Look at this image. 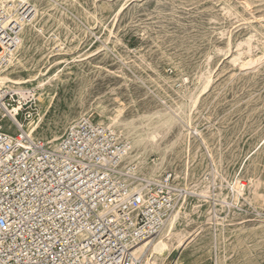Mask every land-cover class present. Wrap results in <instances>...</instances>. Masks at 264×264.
<instances>
[{
  "label": "rangeland",
  "instance_id": "1",
  "mask_svg": "<svg viewBox=\"0 0 264 264\" xmlns=\"http://www.w3.org/2000/svg\"><path fill=\"white\" fill-rule=\"evenodd\" d=\"M28 1L36 14L8 71L61 70L28 118L44 111L35 137L55 144L80 117L118 116L112 127L128 139L153 112L174 115L163 145L180 140L156 169L147 151L142 171H170L191 203L199 196L188 191L207 196L188 205L187 235L156 264H264V0Z\"/></svg>",
  "mask_w": 264,
  "mask_h": 264
},
{
  "label": "built area",
  "instance_id": "2",
  "mask_svg": "<svg viewBox=\"0 0 264 264\" xmlns=\"http://www.w3.org/2000/svg\"><path fill=\"white\" fill-rule=\"evenodd\" d=\"M35 14L28 0L0 4V72ZM34 102L0 83V264H140L134 246L161 230L181 192L172 173L141 177L128 140L90 116L55 144L19 132Z\"/></svg>",
  "mask_w": 264,
  "mask_h": 264
},
{
  "label": "bare ground",
  "instance_id": "3",
  "mask_svg": "<svg viewBox=\"0 0 264 264\" xmlns=\"http://www.w3.org/2000/svg\"><path fill=\"white\" fill-rule=\"evenodd\" d=\"M6 1H9V0H0V4L3 5V4H5ZM32 16H34V15H31V17ZM25 30H26V27L23 25L21 32H20V35H19L17 45L14 48L9 49V63L10 64L12 63V66H14L15 64L21 63V49L24 48L26 45L25 44V37H24V35L26 33ZM249 61H251V59L247 60L244 63V65L248 64ZM8 67L6 69H4L2 72H0V83L5 85V87L7 89L17 90V92L20 94H23V93L24 94H26V93L31 94L33 96V99L35 100V102H34L35 106H37L41 102L43 97L45 96L44 93L43 94L39 93V91L44 90L46 84H50L52 81L58 80L60 77V74H61L60 68L57 69V71H52V72H50V70L46 69V72L44 71V72L40 73L41 75H43L42 78L38 76V77H33V78L21 79V78H17V77H12L11 76L12 72L8 71ZM204 78H206V77H204ZM208 80H206V79L203 80V83L201 86L202 90L206 89L207 85L209 84ZM34 82H35V85H34ZM197 97H198L197 92L195 94H191L189 96L190 104H189L188 108L189 107L191 108L194 105ZM18 109L19 108H16L15 106H13V108L11 109V113L13 115L17 114ZM181 111L184 113L183 110H181ZM43 112L44 111H40L37 114L35 113L36 115H35L34 119H31V118L28 119L30 117L29 116L27 118L28 119L27 122H26L27 119L22 123L20 122V126L18 128L19 132L25 133L26 135H28L30 137L35 136V134H36L37 130L39 129L41 122L43 120V117H44ZM179 117H180V115L178 116V118ZM149 118L151 119V126L147 127V130H145L143 133H135L134 132L135 134H132L131 136H129V138L127 137L128 138L127 140H128V142L132 148L131 153L128 155V158L130 159V160H128L129 161L128 163L135 165V167H137L139 169L138 174H141V177L153 178L154 177L153 175L144 174L142 171L144 166L146 164H149L146 160V157H143L144 154L147 151H151V152H154L160 156L158 158L159 162H156L155 160H153V162H152V166H154V169H156L157 166H159L163 162L164 154L168 151V149L170 150V147L180 140L182 132L179 131L177 136L175 137V139H173V140H171V142H168L167 144L163 145L164 137L167 134H169L171 132V130L173 129V127L176 125L177 120H176L175 116L170 114V113L157 110V111L153 112L149 116ZM121 121L122 120H120L118 118V116H113L110 118L109 125L111 127L112 126L117 127L121 124ZM25 122H26V125H25ZM134 125H136V124H134ZM126 127H129V126H126ZM134 147L136 148L135 153L133 152L135 150ZM153 172H154V170L151 171L150 173H153ZM175 186H176V184H175ZM176 188L179 190V188L177 186H176ZM188 192L196 194L197 196H199L197 198V199H199V201H201L202 198H205L207 196V194H206L207 191L203 188L200 190L199 189L195 190V192H193V191H188ZM178 196H180L179 200L175 204L169 219L167 220L166 224L161 228V230L151 239L142 241L139 244H137L136 246H134L133 253H134L135 257L138 258V260L140 261V264H156L158 259L161 256H163L166 251H169L170 249H172L171 247L174 246L176 243H182L184 237L187 235V233L183 227L182 219H183V217H185L188 214L187 213L188 212L187 208L189 207L188 205L191 204V206H193L194 208L195 207L198 208L200 206H195V204H197L199 201L195 202V203L193 202L194 203L193 204L188 200V197L186 194L180 193V195H179V193H178Z\"/></svg>",
  "mask_w": 264,
  "mask_h": 264
}]
</instances>
